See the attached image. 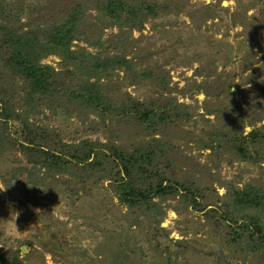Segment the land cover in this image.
<instances>
[{
	"label": "rangeland",
	"instance_id": "374dc122",
	"mask_svg": "<svg viewBox=\"0 0 264 264\" xmlns=\"http://www.w3.org/2000/svg\"><path fill=\"white\" fill-rule=\"evenodd\" d=\"M50 1L0 0V54L4 53L5 35L11 28L45 27L46 16L65 12L71 0L56 4ZM176 4L132 34L136 49L145 47L144 56L150 55L148 62L156 71L150 80L133 82L137 81L133 73L117 70L101 79L108 86L107 97L111 100L129 94L151 102L150 110L160 125L136 127L113 114L94 113L76 103H61L58 108L50 103V109L38 107L34 119L56 129L68 143L89 140L90 145L101 142L124 148L149 143L158 153L153 157L152 169L178 180L196 197L187 201L184 196L189 193L184 190L165 202L168 211L162 227L170 236L164 242L157 238L159 251L168 246L174 253L176 244L171 240L190 242L187 258L194 264H213L218 255V264H259L258 257L250 259L245 252L243 258L231 255L223 245L225 239L234 236L226 213L232 192L259 186L258 181L264 180V145L252 151L256 163L251 164L239 156L230 134L243 132L246 136L251 132L252 127H244L241 121H261L258 126L264 127V27H256L264 22L260 16L264 0H177ZM255 15L259 18L253 26L248 25L246 33L238 21ZM117 31L115 28L107 33ZM79 49L95 53L83 38L72 44L71 50ZM250 54L255 62L249 61ZM61 62L57 55L42 61L56 70L61 69ZM69 70L75 71L73 66ZM214 71L224 82L239 86L236 102L229 96L223 104L232 113L228 118L226 113L215 116L213 105H206V101L213 104V98L201 91L211 87ZM90 77L93 81L94 75ZM23 90L22 84H16L12 89L14 98L20 99ZM18 127L17 123L10 124L12 137H17ZM37 168L20 154L0 152V257L9 250H20L25 264H101L100 252L111 244L107 240L112 242L109 258L116 256V245H135L139 241L132 231L137 220L144 217L121 204L114 190L107 187L109 182L91 184L88 172L78 173L81 180L46 178ZM26 169L32 170V176ZM261 217L264 219V213ZM85 239H91L96 246L82 248L81 241ZM154 244L155 240L147 248L139 243L138 256L152 264H166Z\"/></svg>",
	"mask_w": 264,
	"mask_h": 264
},
{
	"label": "trees",
	"instance_id": "16d2710c",
	"mask_svg": "<svg viewBox=\"0 0 264 264\" xmlns=\"http://www.w3.org/2000/svg\"><path fill=\"white\" fill-rule=\"evenodd\" d=\"M59 1L61 0H51L49 3L56 4ZM176 2L177 0H71L67 2L65 12L46 16L45 27L20 30L11 28L8 35H5L6 41L2 46L4 53L0 54V152L9 156H24L46 178L64 177L74 181L83 179L78 173L88 172L90 176L87 179L91 184L109 182L107 187L114 190L120 203L126 205L133 214L144 217L143 220H137L135 231H132L139 241L135 245H116V256L109 258L107 255L112 252V242L107 240L111 244L100 252L101 257L98 258H101V264H108L109 261L115 264H152L144 256H138L137 252L139 243L150 248L153 240L159 258L163 257L166 264H194L187 258L188 250L191 251L190 242L171 240L176 244L175 251L178 250L177 253H172L168 246L164 251H159L156 240L161 237L164 242L170 236L169 231L162 227L168 211L165 202L184 190L189 193L187 196L182 195L187 201L196 200L195 193L189 188L184 189L178 180L153 170V157L158 153L144 140V144L130 148L115 144L108 146L101 142L90 145L89 140L68 143L56 129L38 124L34 115L41 107L50 109V103L57 105L56 108L62 104L68 106L76 103L86 106L94 113L103 111L102 114H113L136 127L152 128V125H160L157 117L152 115L151 102L133 98L129 94L114 96L111 100L107 97L110 95L108 86L101 79L105 74L117 70L133 73L137 79H133V82L142 83L148 81L153 72L156 73L148 62L150 55L143 54L145 47L138 50L132 43L136 41L132 34L134 31H141L149 19H156L173 9ZM1 6L0 2V8ZM260 16L264 18V12ZM258 18L256 15L246 19L242 17L238 23L247 33L248 25L253 26V21ZM261 26L264 27V22L256 24V27ZM115 28L117 32L107 33ZM1 32L3 31L0 30ZM77 38L85 39L95 49V53H89L85 49L71 50ZM257 41L254 35V42ZM51 55L62 59L60 70L42 63L43 59ZM252 58L253 54H250V62L254 61ZM69 63L75 71L69 70ZM83 72L85 74L80 76ZM216 72L213 73L215 77L211 81V87L206 86L201 91L209 99L213 98V104L206 101V105H213V114L219 116L226 113L228 118L232 113H229V108H223V104L229 96L234 97L233 102H236L239 86L224 82ZM91 74L94 75L93 81ZM16 84H22L24 89L20 99H15L13 95L12 89ZM196 87L199 89L198 85ZM232 89L235 92L231 93ZM113 109L116 111L113 112ZM11 123L19 125L16 138L10 134ZM259 123L261 121H241L244 127H252L246 136L243 132L230 133L239 156L251 164L256 163L252 151H258L264 145V127L258 126ZM238 134L240 137L244 136L243 139ZM25 172L31 176L33 174L31 169H26ZM258 183L259 186L238 188L232 192L231 206L226 213L229 217L228 228L234 231V236L225 239L223 248L226 247L231 255L241 258L244 252L250 259L258 257L259 264H264V219L261 217L264 213V180L260 179ZM20 253V250L7 251L0 257L2 264H25ZM219 256H215L213 264H218Z\"/></svg>",
	"mask_w": 264,
	"mask_h": 264
},
{
	"label": "clouds",
	"instance_id": "9594fccd",
	"mask_svg": "<svg viewBox=\"0 0 264 264\" xmlns=\"http://www.w3.org/2000/svg\"><path fill=\"white\" fill-rule=\"evenodd\" d=\"M82 248L88 249L90 247H95V243L91 240V239H85L83 241H81V245Z\"/></svg>",
	"mask_w": 264,
	"mask_h": 264
}]
</instances>
